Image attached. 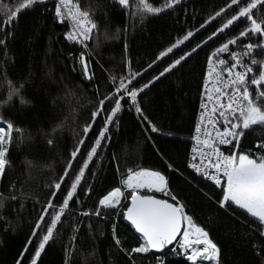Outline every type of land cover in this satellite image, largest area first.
<instances>
[{
    "label": "trees",
    "instance_id": "trees-1",
    "mask_svg": "<svg viewBox=\"0 0 264 264\" xmlns=\"http://www.w3.org/2000/svg\"><path fill=\"white\" fill-rule=\"evenodd\" d=\"M136 2L130 0L131 7L125 8L118 0H79L80 7L90 11L97 26L86 47L67 39L70 25L56 17L55 0H43L5 29L10 35L6 44H0V125L11 122L14 130L6 157L9 164L0 178V264H30L46 224L59 210L72 179L105 127V139L89 161L73 201L54 230V239L45 246L37 264H65L66 258L68 264H157V255L163 257L164 264H193L181 255L178 246L175 252L170 251L172 246L160 254L133 253L131 257L121 250V246L130 251L142 243L124 220L123 212L130 200L124 196L116 209L99 207L98 200L115 187L126 189L121 181L130 168L160 171L166 177L170 193L219 248V264H264L262 225L236 205L221 207V188L188 167L190 137L208 56L221 43L238 35L247 23L234 22L223 34L208 40L235 14L227 7L230 0H180L159 14L138 11ZM148 2L162 7L165 0ZM18 3L19 0H0V23L7 22L8 10ZM221 8L225 12L210 20ZM253 11L257 18L264 17V9ZM189 31L193 36L158 59L161 51ZM3 38L4 30H0V39ZM249 40L257 43L259 37L241 38L230 49L242 51V43ZM197 44L201 47L180 66L154 79ZM81 53L86 56L89 77ZM253 55L258 61L264 60V50L255 49ZM222 57L232 62L228 54ZM244 60L249 61L248 57ZM136 72L140 75L132 79L130 73ZM121 78L126 82L132 79L130 90L149 84L137 97L142 113L136 112V106L125 95L117 118L106 124L112 101L105 97L115 93ZM10 87L19 88L20 95L8 99ZM21 96L28 102L21 103ZM101 100L104 105L99 110ZM94 111H99L96 117H92ZM88 124L91 127L85 133L83 129ZM153 124L159 132L151 131ZM80 140L84 143L80 144ZM260 140H264V129L257 127L246 132L240 148L235 150L251 149L255 153ZM77 148L79 152L72 159L71 153ZM69 161L72 167L64 176ZM62 176L61 189L55 190L51 185ZM157 195L172 201L170 196ZM49 200L54 207L44 215ZM97 210L99 216L83 215ZM38 222L40 228L36 229ZM113 224L121 246L113 239Z\"/></svg>",
    "mask_w": 264,
    "mask_h": 264
},
{
    "label": "snow or ice",
    "instance_id": "snow-or-ice-1",
    "mask_svg": "<svg viewBox=\"0 0 264 264\" xmlns=\"http://www.w3.org/2000/svg\"><path fill=\"white\" fill-rule=\"evenodd\" d=\"M40 3H43V0H19L14 9L8 10L7 22L0 23V30H4V38L0 39V44H6L7 37L10 35L5 29L10 27L20 14L33 9ZM118 3L125 8L131 7L130 0H118ZM179 3L180 0H165L162 7H155L148 0H137L136 8L145 14H159L165 8H171ZM233 5L236 7L233 8ZM227 7L235 14L231 15L221 27H218L208 37V40L217 36L218 33L223 34L225 29H228L234 22H246L247 26L239 31L238 35L232 36L221 43L208 56L207 78L204 81V88L208 100L213 103L210 109L211 114L208 112V106L203 102L201 104V108L205 109V111L200 114V122L196 124V135L193 137L196 144L200 147L192 149L194 155L189 162V166L221 187L222 199L219 201L221 207L236 205L239 209L244 210L262 225L260 235L264 237V140L257 142L255 153L251 149L246 151L235 150L240 148L241 139L246 138V132H252L257 127L264 129V60L258 61L253 55L255 49L264 50V17L257 18L253 11L259 12L264 9V0H230ZM224 12L225 9L221 8L215 13V16L210 17V20H214ZM55 15L61 23L65 22V20L71 22V31L66 33L67 39L78 41L81 44L91 38L93 30L97 27L91 18L90 11L80 7L79 0H58L55 6ZM203 27L204 25L202 24L201 28ZM191 36H193V33L189 31L183 36V39H178L176 43L161 51L158 59L172 53L173 49L187 41ZM250 36H258V42L252 43L249 40L246 44L242 43V51L230 49V45L235 46L238 40L249 38ZM203 43L207 44V41ZM200 47L201 45L197 44L196 47L192 48L191 52H185L178 59H174L154 79L158 80L165 73H171L173 69L180 66L182 61H186ZM225 53L230 56L231 63L222 58V54ZM244 57H248V63H245ZM80 59L81 61L84 60L83 53H81ZM84 67L87 69L86 64ZM254 68H258V72L254 71ZM130 75L134 79L140 73H130ZM132 79H127L126 82V78H121L115 87V93L105 97V100L112 101L110 114L105 121L106 124L113 123L114 118H117V114L122 110L121 101L125 95L136 106V112L142 113L137 97L139 92L147 88L149 84L143 85L140 89L133 88L130 90L128 85L132 83ZM112 80L115 82L116 78L112 77ZM149 83L152 82L150 81ZM13 95L19 96L20 89L10 87L8 99H11ZM20 99L21 103L28 102L22 96ZM103 105L104 100H101L98 109L102 110ZM217 113L218 118H214ZM98 114L99 111H94L92 117H96ZM221 118L224 124L223 131L217 129V119ZM145 119L147 118L145 117ZM205 121L216 129L215 136L209 131H205L202 134L201 125ZM149 123L151 124L150 121ZM90 127V124L85 125L83 131L87 133ZM13 130L14 125L11 122H7V131L0 127V178L4 176L6 166L9 164L6 157L9 150L8 146L12 142ZM17 131L19 130L17 129ZM107 131V127L100 131L94 146L88 151L87 159L84 160L83 166L72 179L70 188L59 205V210L53 213L50 223L46 224V232L39 238V243L35 247L30 264H37L45 250V246L54 239V230L57 224L61 222L65 210L69 208V202L73 201L77 188L84 177L85 169L88 168L89 161L96 154L101 140L105 139ZM151 131L159 132L160 129L153 124L151 125ZM202 136L207 138H202ZM48 142L52 143L51 140ZM79 143L83 144L84 141L80 140ZM218 145H232V148L229 149L230 154L226 155L220 150ZM78 152L79 148L72 151L71 158L75 159ZM197 157H199L198 162ZM212 157H215V159L213 160ZM71 167L72 164L69 161L65 168L64 176L69 175L68 170ZM208 169H214V172L209 173ZM63 180L64 177L62 176L51 187L55 190H60ZM121 183L126 189L131 190V203L123 212L124 218L130 221L131 226L140 234V239L142 240V243L133 247L130 251L122 248L121 241L115 234L116 226L113 224V239L117 246H121L122 251L131 257L133 253H148L153 249L163 250L167 245L177 240L183 228L182 240L178 241V243L185 250L192 249L188 259L193 261L194 264L198 259L214 261L215 264H219V248L208 238V233L205 229L195 224L193 217L185 212L183 203L170 193L168 181L160 171L147 168H139L134 171L130 168L127 170L126 178L122 179ZM145 189L149 193H163L170 196L172 202H169V199L157 198L153 194L141 195L140 190ZM89 191H91L90 187ZM55 194V191H53L52 196L54 197ZM2 195L3 193H0V196ZM123 195L121 188L115 187L98 200V206L106 209H116L120 205ZM12 198L15 199V197ZM0 207H3L2 202H0ZM53 207L52 201L49 200L47 208L44 209V215H47L48 208ZM44 215H41L40 222L44 221ZM83 215L99 216L100 211L97 210L94 213L84 212ZM40 222L36 224V229L40 228ZM32 235L35 236L36 232L33 231ZM72 239L75 240V236ZM29 243H31V240H29ZM193 245H204V247L197 248L193 247ZM253 247H257V245L254 244ZM257 254H259V251ZM65 264H68V258H66Z\"/></svg>",
    "mask_w": 264,
    "mask_h": 264
},
{
    "label": "built area",
    "instance_id": "built-area-1",
    "mask_svg": "<svg viewBox=\"0 0 264 264\" xmlns=\"http://www.w3.org/2000/svg\"><path fill=\"white\" fill-rule=\"evenodd\" d=\"M57 2H58V0H55V3H57ZM65 21L70 25V31H71V22L68 21V20H65ZM88 41H89V40L85 41L84 44H81V43L78 42V41H76V42H78L79 44H81V45H83V46H85V45L87 46V42H88ZM86 46H85V47H86ZM222 58H224L225 60H228L226 57H222ZM244 61H245V63H248V62H249V61H246V60H244ZM229 63H231V62H229ZM206 74H207V64H206V67H205V79L207 78ZM225 76H226V74H225ZM205 79H204V81H205ZM209 87H211V85H209ZM202 102L205 103V104L208 106V112H209V114H211V113H210V109H211V106H212V103H213V102H212V101H209L208 98H207L206 90H205V88H204V82H203V87H202V95H201V99H200V101H199V105H198V109H197V113H196V117H195L194 128H193V131H192V134H191V137H190V149H189V156H188V167H189L190 170H192L196 175H198L199 177H201L203 180H205V181H207V182H209V183L214 184V185H215L216 187H218V188H221L220 186H217V185L215 184L214 181L208 179L206 176L202 175V173H200V172H196L193 168H191V167L189 166V162L192 160V156L194 155L193 152H192V149H193L194 147H200L199 145L196 144V141L193 139V137L196 135V132H195L196 124H197L198 122H200V114H201V112H204V111H205V109L201 108V104H202ZM214 118H218V113L216 114V117H214ZM201 128H202V134H203V132H205V131H209V132H212L213 136H215V131H216V129H214V128L212 127V125L207 124L206 121H205L204 123H202ZM223 128H224V124H223V120H222V118H221V119H217V129H219L220 131H223ZM202 138H207V137H203V136H202ZM218 146L220 147V150H221L222 152H224L226 155H227V154H230V153H229V148H231L232 145H218ZM205 151H207V149H205ZM212 159L214 160L215 157H212ZM198 161H199V157H197V162H198ZM208 171H209V173H211V172H214V169H208ZM127 190H129V189H124V190H123V193L125 194V193L127 192ZM177 245H178V243H177L175 246H173V247L170 249V251L175 252V251L177 250ZM167 250H168V249H167ZM149 252H150V251H149ZM181 255H182V254H181ZM184 258H185V259H188V257H184ZM161 259H162V264H164V259H163V257H162L161 255H157V256H156L157 264H161ZM188 260H189V259H188ZM189 261L192 262V263L194 264L193 261H191V260H189ZM195 264H200V262H199V261H196Z\"/></svg>",
    "mask_w": 264,
    "mask_h": 264
},
{
    "label": "rangeland",
    "instance_id": "rangeland-1",
    "mask_svg": "<svg viewBox=\"0 0 264 264\" xmlns=\"http://www.w3.org/2000/svg\"><path fill=\"white\" fill-rule=\"evenodd\" d=\"M0 127L4 128V129L7 131V125H6V126L0 125ZM121 190H122V189H121ZM129 191H131V190L129 189ZM122 192H123V190H122ZM128 193H130V192H126V193L121 197V201H120V204H121V205H122V202H123V198H124V196L130 199V194H128ZM140 193H143V194H151V193H149L148 190H146V189H145V190H140ZM152 194H163V193H155V192H152ZM163 195H165V194H163ZM118 206H119V205H118ZM208 238H209V237H208ZM193 239H195V237H193ZM209 239H210V238H209ZM181 240H182V237L180 238L179 241H181ZM177 246L181 249V250H180V253H181L184 257H188V256L191 254L192 249H187V250H185L184 248H181V247H180V244H179V243H178ZM193 247L202 248V247H204V245H193ZM197 261H199L200 264H215L214 261H202V260H200V259H198Z\"/></svg>",
    "mask_w": 264,
    "mask_h": 264
},
{
    "label": "water",
    "instance_id": "water-1",
    "mask_svg": "<svg viewBox=\"0 0 264 264\" xmlns=\"http://www.w3.org/2000/svg\"><path fill=\"white\" fill-rule=\"evenodd\" d=\"M87 65V69H85V67H84V69H85V72H86V75L89 77V68H88V64H87V59H86V56L84 55V60H83V65ZM141 195H143V193H140ZM152 194V193H151ZM153 195H155L157 198H160V199H167V198H162V197H160V196H158L157 194H153ZM169 202H172V201H170L169 200ZM130 203H131V200H130ZM130 203H129V205H130ZM128 205V206H129ZM124 220L127 222V223H129L130 225H131V223H130V221H128V220H126L125 218H124ZM134 229V228H133ZM135 230V229H134ZM136 232V231H135ZM137 233V232H136ZM182 233H183V228H182V230H181V234L180 235H178V237H177V240L176 241H173V243L172 244H170V245H167L163 250H155V249H153V250H150V252H152V253H156V254H160V253H163L166 249H169L170 247H172V246H175L176 244H177V242L179 241V239L182 237ZM139 236H140V234L139 233H137Z\"/></svg>",
    "mask_w": 264,
    "mask_h": 264
},
{
    "label": "crops",
    "instance_id": "crops-1",
    "mask_svg": "<svg viewBox=\"0 0 264 264\" xmlns=\"http://www.w3.org/2000/svg\"><path fill=\"white\" fill-rule=\"evenodd\" d=\"M237 150V149H236ZM209 237V236H208Z\"/></svg>",
    "mask_w": 264,
    "mask_h": 264
}]
</instances>
